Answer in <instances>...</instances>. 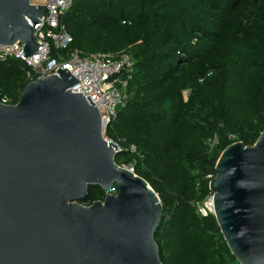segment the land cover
<instances>
[{
	"label": "trees",
	"instance_id": "1",
	"mask_svg": "<svg viewBox=\"0 0 264 264\" xmlns=\"http://www.w3.org/2000/svg\"><path fill=\"white\" fill-rule=\"evenodd\" d=\"M62 24L69 49L134 58L128 101L104 135L160 196L163 263L240 264L202 209L221 152L264 130V0H73ZM29 70L0 58V98L17 103ZM105 195L90 185L80 202Z\"/></svg>",
	"mask_w": 264,
	"mask_h": 264
},
{
	"label": "water",
	"instance_id": "2",
	"mask_svg": "<svg viewBox=\"0 0 264 264\" xmlns=\"http://www.w3.org/2000/svg\"><path fill=\"white\" fill-rule=\"evenodd\" d=\"M46 5L0 0V43L37 52ZM66 68L30 80L17 103L0 98V264H164L155 234L160 196L134 168L116 162L97 105L72 92ZM212 212L240 264H264V130L219 155ZM90 185L106 192L80 202ZM117 187V192H113Z\"/></svg>",
	"mask_w": 264,
	"mask_h": 264
},
{
	"label": "built area",
	"instance_id": "3",
	"mask_svg": "<svg viewBox=\"0 0 264 264\" xmlns=\"http://www.w3.org/2000/svg\"><path fill=\"white\" fill-rule=\"evenodd\" d=\"M30 1L50 9L44 6V14L37 23L25 15L26 21L35 29L39 44L37 52L27 56L20 42L11 45L0 43V58L22 61L30 69L28 77L31 80L56 74L58 68L69 70L79 79L71 91L82 92L88 101V96L91 97L94 105L99 108L105 130L117 117L119 108L128 101V81L134 72V58L129 52L118 55L104 52L83 55L79 49H69L72 36L62 24V16L71 7L73 0ZM1 100L4 103L9 101L7 97ZM121 149L119 146V151ZM132 149L135 150L134 147Z\"/></svg>",
	"mask_w": 264,
	"mask_h": 264
},
{
	"label": "rangeland",
	"instance_id": "4",
	"mask_svg": "<svg viewBox=\"0 0 264 264\" xmlns=\"http://www.w3.org/2000/svg\"><path fill=\"white\" fill-rule=\"evenodd\" d=\"M113 192H115V191H113ZM211 196L208 198V200H207V202L205 204V208H203L202 211L205 212L207 210V211H211L212 212V204L210 203Z\"/></svg>",
	"mask_w": 264,
	"mask_h": 264
}]
</instances>
